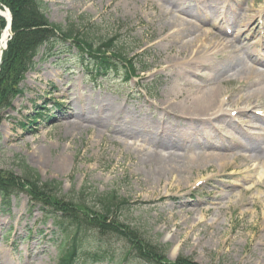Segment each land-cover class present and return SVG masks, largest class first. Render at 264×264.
Listing matches in <instances>:
<instances>
[{"label":"rangeland","instance_id":"1","mask_svg":"<svg viewBox=\"0 0 264 264\" xmlns=\"http://www.w3.org/2000/svg\"><path fill=\"white\" fill-rule=\"evenodd\" d=\"M44 2L45 14L53 24L62 28L70 23L85 26L84 32L95 43L101 37L115 36L114 48L132 57L136 72L129 80L123 73L95 78L77 58L79 43L66 40L53 47H39L32 67L16 84L20 91L1 108L0 178L20 177L28 168L42 181H61L62 196L85 186L98 193L115 190L128 200L119 220L132 224L141 235L137 238L146 241L142 242L146 248L140 250L131 244L136 238L128 231L129 226L124 235L106 229L103 236L97 230L84 232L78 246L102 258L83 264H173L177 260H185L180 264H264V158L252 150L247 158L234 159L235 140L231 139L230 145L223 143L217 137L221 131L227 132L226 127L217 131L213 125L206 135L190 138L203 154L199 157L204 159L203 164H192L182 173L179 165L177 174L149 182V166L140 157L141 151L155 148L145 134H167L178 140L187 135L179 118L173 116L179 111L190 112L173 106L181 96H193L200 90L199 82L203 87L219 86L212 71L224 65L223 53L191 65L193 53L177 54L182 42L195 37L225 39L229 44L231 40L241 47L239 52L248 46L244 54L249 64L262 69L254 59L258 61L264 49V28L256 27L264 22V0H204V5L195 0H182L176 5L160 0ZM1 5L2 10L10 12L9 7ZM252 14L251 27H244L246 16ZM197 15L202 17L201 22ZM233 16L236 22L231 32L223 35L222 27L216 29L215 19L231 21ZM171 17L199 21L200 25L169 43L165 37L176 28L162 27L160 22ZM237 33L244 36L235 39ZM236 69L222 72L220 78H235ZM226 82L220 85L221 92L237 84L235 79ZM250 86L248 92L255 88ZM224 108L225 116L245 132L260 131L255 122L240 123L256 110L231 115L228 109L237 107L227 104ZM75 113H87L95 120H78L71 128L63 124L68 119L75 122L79 117ZM36 115L37 120L33 118ZM139 120L153 124L140 128ZM157 120L170 125L171 130L161 131ZM124 128L132 134H119L118 130ZM211 142L223 147L215 148ZM208 154L216 156L204 166ZM187 161L181 158L180 164L190 165L185 164ZM42 208L30 202L25 192L10 196L6 205L0 201V264H58L68 242L57 226L60 219L53 216L55 210L44 207L48 212L44 219ZM128 238L133 241L129 243ZM134 248L150 261L136 257Z\"/></svg>","mask_w":264,"mask_h":264},{"label":"trees","instance_id":"2","mask_svg":"<svg viewBox=\"0 0 264 264\" xmlns=\"http://www.w3.org/2000/svg\"><path fill=\"white\" fill-rule=\"evenodd\" d=\"M0 3L10 9L13 32L0 67V112L1 108L9 104L10 99L20 91L16 84L23 73L32 67V57L42 45L53 47L58 41L66 40L79 43L81 48L78 60L85 64L89 74L97 78L105 79L122 71L125 79L135 74L136 68L132 57H128L121 49L114 48L115 36L101 37L95 43L87 32H84L87 29L85 26L79 27L70 23L62 28L51 23L45 14L44 0H0ZM3 25L4 22L0 19V32ZM6 83L10 85L7 90L4 89L8 86ZM12 177L7 178L4 175L0 178V194L3 199H7L12 193L25 191L30 196V201L37 200L46 207H51L55 210V216L60 219L59 228L64 235L63 239L68 243L61 251L58 264H83L101 260V254L82 250L81 246H78L81 243L78 242L81 241L80 234L93 230H97L100 236L104 234L103 229L124 235V229L129 226L128 231L136 241L128 238V242L133 241L131 244L140 250L146 248L142 244L146 241L137 238L141 235L132 224L120 222L122 212L128 208L129 203L115 190L98 193L95 189L90 191L83 186L62 196L60 181L54 179L42 181L32 169L25 168L22 176L14 177L15 179ZM59 211L62 212L61 215L58 214ZM65 222L68 224L64 225ZM147 249L151 252V248ZM135 251V256L140 260L150 261L145 254L136 249ZM181 262L177 260L174 264ZM182 263H185V260Z\"/></svg>","mask_w":264,"mask_h":264},{"label":"bare ground","instance_id":"3","mask_svg":"<svg viewBox=\"0 0 264 264\" xmlns=\"http://www.w3.org/2000/svg\"><path fill=\"white\" fill-rule=\"evenodd\" d=\"M133 1H139V0H133ZM163 2H169L170 4L176 5L179 3V1L182 0H160ZM198 1L199 4L204 5V0H195ZM257 12V11H256ZM0 14H2L8 23L9 21V14L5 10L0 9ZM195 17V16H194ZM253 14L246 16L244 20V27H249L252 24ZM172 18V17H171ZM170 18V19H171ZM196 18V17H195ZM198 20L201 22L202 20L199 18H202L201 16L197 15ZM163 21L161 20L162 27L173 29L176 28V32L172 33L170 36H166L165 39L169 43L172 42L170 39H174L178 36L180 38L183 36L187 30H194L199 28V21L195 23H190L189 20L185 21H179L176 19ZM218 19H215V22H217ZM246 21V22H245ZM228 26L232 27L234 23L236 22V16L232 17L231 21H226ZM225 29V28H224ZM221 33L225 32L224 30L220 31ZM242 32V31H241ZM208 32L206 31V34ZM10 31L8 28H6L2 32V37L0 41V55L1 50L6 45L7 39L9 37ZM205 34V35H206ZM217 35L216 33H214ZM236 38L241 39L242 35H237ZM214 39V38H213ZM225 39H218V40H212L211 38L209 40L201 39L199 37H195L193 39L186 40L182 42V45L180 49L177 51V54H184L187 53L189 56L191 53H193V56L189 59V63L192 65L195 61L197 64L206 62L207 59H211L210 57H214L217 54H222L223 58H225L224 65L220 66L219 68H216L212 71V74L214 75V81H218L217 85H206V87L202 86V83L199 82L198 86L200 90L194 92L193 96L188 97H180L179 101L175 103L173 106L175 109L186 111L190 110L189 113L180 112L179 114L173 115L174 117L179 118L181 122V127L186 130V136L181 139H175L172 135L165 134L161 136L159 135L157 137L153 135H146L145 137L148 140V143L150 146H152L153 151L150 150H144L141 151V158L147 163V171L149 174L147 175V180L149 182L153 181H160L163 178H169L173 174H177L176 167H180L181 173L184 171H187V169H191L192 164H203L204 159L199 158L203 154L199 151L198 148L194 147L195 142L192 141L190 138L193 137H202L203 135H206L210 130V127L213 125V128L215 130L220 131L224 130L226 127L227 133H229L228 137H225L224 134L218 135L217 138L221 139L223 143H231V139L234 136V133H232V130L237 133L238 135H244L245 132L235 124V122L231 118H227L225 116V105H231L235 106L237 108H230L228 111L235 109L237 114H241L243 112H248V110H251L255 107L254 104L262 106L264 108V71L256 70L249 64L247 59L241 55H239V51L236 48V45H234L233 41L231 44L228 42H224ZM233 43V44H232ZM221 49H224L223 52ZM247 47L244 49V53L246 52ZM249 55L252 53L251 50L247 52ZM213 59V58H212ZM193 60V61H192ZM203 63V65H204ZM196 64V65H197ZM237 67L236 71L234 72V75H236L235 83H237L231 90L227 89L223 92L220 85L226 81L231 82V79L227 80L225 77H221L223 75L222 72L224 71H231L232 68ZM213 80V79H212ZM226 82V83H228ZM204 83V82H203ZM225 84V83H224ZM252 84V85H251ZM251 85V86H250ZM255 88H249V92L247 91V86H254ZM246 90V94L242 95L241 91ZM192 91V90H191ZM244 92V91H243ZM225 96V99L222 97ZM168 98V96H167ZM103 104H101L102 107ZM76 117L79 116L76 121L72 119L64 120L63 124L68 125L70 128L78 122V120H84L86 123L93 122L95 118L92 116H89L87 113L82 116L75 113ZM83 117V118H82ZM258 117L251 114V116H246L244 119V122L249 124V122H255L257 121ZM93 120V121H92ZM260 123L264 130V120L259 118ZM141 121V122H140ZM151 122V121H150ZM149 121L146 122V120H139V127H143L146 125L149 126ZM217 124V125H216ZM222 124L223 126H221ZM76 125V124H75ZM219 125V126H218ZM153 126V125H152ZM157 128H159L161 131H167L171 130L170 125H164L163 121L157 120L156 124ZM225 126V127H224ZM154 127V126H153ZM80 129H82L80 127ZM119 134L123 135H130L132 132H130L129 129H121L118 130ZM177 135V134H176ZM144 136V135H142ZM261 144L264 143V133L261 135L260 139ZM246 141H248V144H251V151L255 150L254 153L259 155V158H264V150L260 151L257 148L260 146L255 145L257 143L256 139H248L246 138ZM211 145L215 148H222L223 146L218 142H211ZM179 148L182 149V151L179 150ZM201 150V149H200ZM206 150V149H205ZM180 152H182V155H180ZM185 154V156H184ZM214 156L212 154H208L206 156L205 164L210 163L212 159H214ZM182 158V161L187 159L188 161L185 164H189L188 166H185L183 164H180V159ZM239 158V156H235L234 159ZM184 163V162H183ZM145 166V165H144ZM202 215V214H201Z\"/></svg>","mask_w":264,"mask_h":264},{"label":"water","instance_id":"4","mask_svg":"<svg viewBox=\"0 0 264 264\" xmlns=\"http://www.w3.org/2000/svg\"><path fill=\"white\" fill-rule=\"evenodd\" d=\"M0 15H1V14H0ZM8 29L10 30V24L8 25ZM0 41H1V38H0ZM3 52H4V48L1 50L0 64H1V61H2Z\"/></svg>","mask_w":264,"mask_h":264}]
</instances>
